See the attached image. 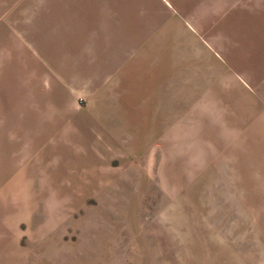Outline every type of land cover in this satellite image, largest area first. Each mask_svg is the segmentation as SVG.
Listing matches in <instances>:
<instances>
[{
	"label": "rangeland",
	"instance_id": "rangeland-1",
	"mask_svg": "<svg viewBox=\"0 0 264 264\" xmlns=\"http://www.w3.org/2000/svg\"><path fill=\"white\" fill-rule=\"evenodd\" d=\"M68 2V29L0 31L3 264H264V44L243 14Z\"/></svg>",
	"mask_w": 264,
	"mask_h": 264
},
{
	"label": "crops",
	"instance_id": "crops-1",
	"mask_svg": "<svg viewBox=\"0 0 264 264\" xmlns=\"http://www.w3.org/2000/svg\"><path fill=\"white\" fill-rule=\"evenodd\" d=\"M69 0H0V31L8 30L10 28V15L15 14L25 15L33 14V22H37L38 19L35 17L36 14H59L60 16H55L49 19V22H55L60 24L58 29H68V18L64 15L74 14L77 12H83L84 10H75L73 5L68 2ZM166 4L170 5L169 1H165ZM233 2H238L239 5H232ZM224 5V9L233 16V14H243L244 19L243 24L238 22L235 27L242 28L246 31H249L248 36L252 40L253 45L264 44V0H222L221 2ZM222 5V6H223ZM30 20V19H29ZM45 18L39 19V22L44 21ZM229 20V19H228ZM31 21V20H30ZM23 22H26V18L23 17ZM47 22V21H46ZM67 24V25H66ZM18 29H23L22 27L17 26ZM41 28V27H39ZM255 40H260L258 43H255ZM9 43L8 35L4 34L0 37V46L7 45ZM243 76H247L243 74ZM2 124H8L3 123ZM4 157H7V160L4 161ZM9 151H7V156H4L3 151H0V184L4 178H1L2 173L4 174V169H6V181L9 180ZM2 182V183H1ZM9 184V181L6 182ZM0 186V190H2ZM1 196V194H0ZM1 198H0V264L5 262L9 254L10 249V225H9V216L7 212L4 213L3 206L1 208Z\"/></svg>",
	"mask_w": 264,
	"mask_h": 264
}]
</instances>
